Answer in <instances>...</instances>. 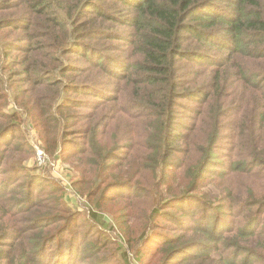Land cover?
Masks as SVG:
<instances>
[{
  "label": "trees",
  "instance_id": "16d2710c",
  "mask_svg": "<svg viewBox=\"0 0 264 264\" xmlns=\"http://www.w3.org/2000/svg\"><path fill=\"white\" fill-rule=\"evenodd\" d=\"M190 67L199 69L189 75ZM98 87L95 100L70 96ZM190 98L217 101L221 116L197 162L183 166L173 148L187 123L176 109ZM87 106L92 111H78ZM26 122L40 131L47 154L78 162L71 183L92 205L99 238L73 229L82 211L64 188L36 194L35 170L22 158L0 180V264H117L116 257L133 264L131 253L141 264H264V0H0V143ZM78 133L86 135L83 146L66 156ZM226 138L233 159L218 175L232 173L235 188L224 183L218 193L198 195L202 211L183 208ZM22 146L0 149V166L14 163ZM170 165L187 175H171ZM25 172L27 183L18 177ZM244 173L251 181L239 182ZM124 186L135 194L127 200L140 192L154 198L145 209L112 213L110 230L117 227L124 244L110 247L102 209L118 195L109 189ZM171 202L186 222L177 234L159 220ZM157 236L161 245L148 252Z\"/></svg>",
  "mask_w": 264,
  "mask_h": 264
},
{
  "label": "rangeland",
  "instance_id": "374dc122",
  "mask_svg": "<svg viewBox=\"0 0 264 264\" xmlns=\"http://www.w3.org/2000/svg\"><path fill=\"white\" fill-rule=\"evenodd\" d=\"M126 8V6H124ZM125 16L130 15L127 10L124 11ZM117 31H125L129 32L130 29L127 27H118ZM114 43H118L122 45L124 42L121 40H113ZM185 49L191 51V54L197 50L196 47H194L195 41H192L191 39L186 37L185 41ZM112 53H117L112 52ZM94 56L93 58H95ZM98 59V57H97ZM75 60H79V58H75ZM211 67V66H210ZM114 69L118 72H122L123 70L119 67H114ZM199 69V67H190L188 69L189 75H192L194 71ZM18 88L24 87L23 85L16 83L15 84ZM86 91H90L88 94ZM92 91H98V93H103V90L100 91V87L98 88H90L85 91H82L81 94L78 93H71L70 96L77 99V98H84L89 100H95L98 98L95 93ZM109 93L106 91L104 93L105 96H107ZM25 94H22V96ZM203 95V94H202ZM24 97V96H23ZM12 100V99H11ZM13 101V100H12ZM182 105L177 106L176 109V116L179 122L187 123V128L185 129V135L183 137L182 142L179 143V145H176L175 148H173L174 151V161L176 163H180L183 166L187 164H193L196 163L199 158V148L203 147V141L208 138V136L217 129V123L220 119V113H219V103L217 101H212L211 103H204L198 101L196 98H190L188 100H183ZM91 106H87V109L79 108L78 111L84 112V111H90ZM92 111V110H91ZM98 113H100V108H97ZM230 120V118H228ZM227 120V121H228ZM221 129V128H220ZM86 136V135H85ZM85 136H83L82 133L76 134L75 143H71L66 147V156H69L71 151L76 148H81L83 146V143L85 142ZM26 143H24V142ZM23 144L21 149H25L24 151H14L12 152L14 157L11 158L14 163H8L9 160H7L5 163L1 164V170L0 173V180L4 177L6 169L8 164L15 166V164L18 162V160L23 158V163H20L21 165L27 166L30 170H35V174L33 175V181L31 182L36 194H41L43 196H46L48 191L51 189H62L64 188L66 193V198H68V202L72 204L73 209H78L79 211H82V218L75 223L73 226V229L78 230L79 232H86L87 235H89V238L91 240H97L99 238V233L96 231L100 226L94 222L88 215V213L92 210V205L89 203V201L86 199V196L81 194L72 186V183L77 181V177L80 176L78 173V169L76 168L78 165V162L76 160L71 161L70 159L65 160L63 157H60L58 153H56L54 158L51 157V155L47 154L44 150V145L42 141V136L39 130L36 129V127L30 123L26 122L24 124V129L20 132H12L9 135L6 136L5 144L0 143V149L2 150L5 145H13V144ZM27 145H29L28 148H30V152H25L27 149ZM235 145L231 147V140L230 139H223L222 143L217 147V158L215 161V165H213L208 172L204 171L203 174L207 175L208 177L203 178L202 180V187L198 192L192 193V200L185 202L183 208L188 209L189 211H202V207L199 205L201 203L198 199V195H201L203 193H206L208 195H212L214 193H218V190H216L217 185H221V187L224 186V183L228 186L225 187H232L235 188V185L233 183V175L232 173L228 178L225 176L218 175L221 171L225 170V167L232 161L233 159V152H234ZM0 150V151H1ZM178 151V152H177ZM8 154V153H7ZM6 154V156H7ZM60 157V158H59ZM226 163V164H225ZM6 164V165H5ZM19 164V163H18ZM82 165L85 163H81ZM83 167V166H82ZM230 165L228 168L230 169ZM10 169L14 172L15 167ZM171 170V175H174L175 177L179 178L181 176H186L187 173L183 172V170H179L175 172L174 166L170 165L169 168ZM70 171V172H69ZM91 177L96 176L97 170L92 169ZM130 174L124 175L125 177H130ZM29 172L20 173L18 177L21 179V182L27 183V179L25 177L29 176ZM211 178H214L213 180ZM3 180V179H2ZM139 181V180H138ZM201 181V180H200ZM251 181L250 176L247 174H241L240 181L239 182H249ZM72 182V183H71ZM185 182L184 178L182 179V183ZM29 184V183H28ZM5 188H7V184L2 185ZM10 187V186H9ZM8 187V189H10ZM78 187V186H77ZM85 189H89L90 187L87 185H84ZM218 189V188H217ZM3 190V187H0V191ZM220 191V190H219ZM109 193H117L118 195L112 196L110 199L105 200V205L102 209L103 216L105 217V220L107 221V226L104 229L105 235L102 236V240L105 238H108V242L110 243V247H115L118 243L124 244V242L120 238L119 231L116 227L114 230H110V226L113 225L111 222V215L113 212H115L117 209H119V215L120 211L123 210V207H129L133 210H141L147 208V204H149L153 200V196L149 195L150 193H142L140 192L137 194V196L131 201L127 200L126 198L134 197V191L129 188L128 186H124L121 188H111L107 192ZM97 197H99V194H97ZM199 202V203H198ZM176 202H171V204H166L161 206V210L163 211L159 220L163 223H169L170 229L168 231L173 234L179 233L182 228L184 227L185 223L182 222L181 224L177 220V217L182 216L180 211L182 208H179L176 206ZM210 211V210H209ZM211 212V211H210ZM227 219H232V216H225ZM190 219V218H189ZM103 221V218H102ZM87 225L84 227H81V225ZM231 224V223H230ZM93 225L96 226V229L93 227ZM135 227L137 224L134 225ZM184 229L182 230V232ZM163 239L160 238V236L155 237L152 239L148 244L147 251H152L157 249L162 243ZM104 254V251H102ZM116 251L115 249H112L108 252L107 257L115 256ZM133 253L130 254L129 258L130 261L133 262V264H141L140 262H136L133 258ZM115 263L119 264V258L116 257L113 259ZM180 260H177V262H173V264H182V262H179ZM213 264H216V261H213Z\"/></svg>",
  "mask_w": 264,
  "mask_h": 264
}]
</instances>
